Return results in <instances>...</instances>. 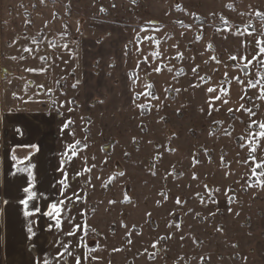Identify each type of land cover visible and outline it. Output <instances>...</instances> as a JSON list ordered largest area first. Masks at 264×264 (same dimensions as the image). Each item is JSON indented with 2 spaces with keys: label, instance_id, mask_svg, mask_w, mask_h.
<instances>
[{
  "label": "rangeland",
  "instance_id": "374dc122",
  "mask_svg": "<svg viewBox=\"0 0 264 264\" xmlns=\"http://www.w3.org/2000/svg\"><path fill=\"white\" fill-rule=\"evenodd\" d=\"M258 41L264 0H0L1 71L45 60L16 77L68 124L77 211L45 264H264Z\"/></svg>",
  "mask_w": 264,
  "mask_h": 264
},
{
  "label": "crops",
  "instance_id": "0c3cea01",
  "mask_svg": "<svg viewBox=\"0 0 264 264\" xmlns=\"http://www.w3.org/2000/svg\"><path fill=\"white\" fill-rule=\"evenodd\" d=\"M3 53L11 58L19 55L15 46L0 49V56ZM44 61L33 60L18 66L8 59L7 70L0 69V264H40L41 261L45 264L58 230L54 219L46 215L51 204L57 203L65 212L77 211L76 175L66 172L70 159L66 143L64 140L59 146L57 143L59 133L65 134V124H61L57 113L44 108L43 95L35 93L39 88L26 82L34 78L36 83H43L37 74L26 69L35 68L43 77L48 70ZM3 62L0 58V68ZM4 70L7 74L2 77ZM18 70L27 73L26 81L16 77ZM33 144L39 151L21 147ZM30 165L36 197L29 201L27 209L33 214L26 217L20 201L28 197L24 188L29 187V174L18 169ZM75 219L73 228H76Z\"/></svg>",
  "mask_w": 264,
  "mask_h": 264
},
{
  "label": "snow or ice",
  "instance_id": "6c2138e0",
  "mask_svg": "<svg viewBox=\"0 0 264 264\" xmlns=\"http://www.w3.org/2000/svg\"><path fill=\"white\" fill-rule=\"evenodd\" d=\"M146 39H151V37H146ZM257 43L261 45L260 48H259L260 54L264 55V42L258 41ZM65 47H67V45H65ZM24 51H26L29 54H31L33 50L31 48H27L26 47V48H24ZM237 58H238L237 56H232L231 57V59L233 61H235ZM242 59H248V58L244 57ZM253 59H255V57H253ZM248 63L251 64L252 60H248ZM26 70L30 71V72L37 71L35 68H28ZM154 71L159 72L160 69L157 67V68L154 69ZM252 86L254 87L255 85H252ZM74 87H75V85H74ZM207 91L209 93H214L215 89L209 87L207 89ZM262 92H264V89H262ZM213 98L214 99H219V97H215V96ZM229 111H231V109H229ZM64 126L68 127V124H65ZM249 127H251V125H249ZM258 127H259V129H261V131H259L258 133H255V134L250 133L249 135L250 136H255L258 139H264V123H260L258 125ZM77 143H79V142H77ZM249 143H251V141ZM21 147H31V148H35L37 151H39V148L37 147V145H34V144L33 145H22ZM70 147H72V155L75 156L77 154L76 150H75V147L74 146H70ZM259 147H260V145H259V143H257L255 145V147H253L252 151L255 152ZM13 159L15 160V157H13ZM252 163L255 164L256 168H264V160L257 161L255 156H253V158H252ZM31 167H33V166L30 165L28 168H19L18 169V171H20V172H28V174H29V187L24 188V192H26L28 194V197H27V199L20 201V203L23 204L24 207H25L24 215L26 217L33 214V213L29 212L27 209H28V206H29V201H31L32 199H34L36 197V192L32 190L34 177L31 174ZM256 168L252 169L254 174L256 173ZM260 175H264V172H261ZM260 183H261L262 186H264V181H261ZM4 203H7V201H4ZM60 203H63V201H61ZM35 211L39 212V208H36ZM46 215L49 218L54 219L56 221V227L59 228V226H60L59 217L61 215V208L59 207V205L57 203L51 204V211L47 212ZM29 232H32V228H29ZM69 234L71 235L72 233H69ZM77 264H80L79 260H77Z\"/></svg>",
  "mask_w": 264,
  "mask_h": 264
},
{
  "label": "water",
  "instance_id": "95a60500",
  "mask_svg": "<svg viewBox=\"0 0 264 264\" xmlns=\"http://www.w3.org/2000/svg\"><path fill=\"white\" fill-rule=\"evenodd\" d=\"M6 74H7V71L4 70V71L2 72V77H5Z\"/></svg>",
  "mask_w": 264,
  "mask_h": 264
}]
</instances>
